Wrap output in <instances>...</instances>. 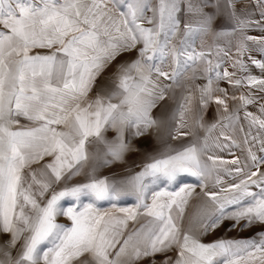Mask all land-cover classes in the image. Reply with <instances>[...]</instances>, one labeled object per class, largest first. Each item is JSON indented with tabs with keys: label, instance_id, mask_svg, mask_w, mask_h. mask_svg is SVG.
I'll use <instances>...</instances> for the list:
<instances>
[{
	"label": "snow or ice",
	"instance_id": "6c2138e0",
	"mask_svg": "<svg viewBox=\"0 0 264 264\" xmlns=\"http://www.w3.org/2000/svg\"><path fill=\"white\" fill-rule=\"evenodd\" d=\"M108 2L0 0V234H10L0 245V264H135L158 253L164 256L160 264H264V232L258 234V241L205 244L191 229L185 230L183 221L193 186L186 185L177 192L157 191L151 204L144 202L146 181L171 183L180 174H190L203 188L218 162L231 163L235 168L225 171L234 173L239 182L221 191L233 195L222 202L218 192L206 191L204 195L217 205L219 214L199 219L200 228L207 232L224 219L234 220L232 227L241 220L245 227L264 224V158L258 160L251 149L243 163L239 158L223 161L208 155L210 167L202 159L208 148L207 137L199 147L193 143L154 158L129 181L137 193V208L152 218L146 231L141 225L125 235L128 221L137 218L135 209L121 208L123 217L102 214L93 204L81 211L61 209L59 202L64 198H118L115 185L94 177L87 183L53 188L65 173L69 179L79 174L78 165L89 159L86 145L90 138L103 143L105 156L119 160L128 147L123 139L125 128H135L139 136L164 123L153 115L158 107L160 117L169 121L179 118L172 139L189 135L181 129L186 127L184 117L191 97H184L175 112L165 108L170 93L176 87L183 88V78L190 70L195 78L198 66H202V74H208L207 84L200 89L201 107L214 100L228 111L226 99L213 96V73L216 79H228L234 86L243 83L240 79L232 81L235 74L221 71L220 63L213 62L212 47H195L196 39L226 34L217 31L222 25L205 11L201 0H112L120 6L119 17L108 8ZM218 7L230 10L234 32L242 37L238 53L248 49V41L264 49V0H247L244 10L237 0H223ZM254 26L261 29L259 38L246 34ZM132 49L137 51L136 59L117 67L114 87L90 95L101 71ZM252 62L264 72V63ZM237 65L244 68L239 59L233 64ZM247 82L264 92V78L250 75ZM250 95H241L240 102L252 103ZM20 117L36 126H22ZM246 118L264 129V110L259 117L246 113ZM225 119L229 124H221L222 128L230 127L234 116ZM106 126L116 128L115 140L102 136ZM216 127L213 124L206 131L211 133ZM220 136L231 139L223 132ZM244 142L248 143L247 138ZM261 145L264 152V138ZM45 156L52 159L43 165L38 178L31 165ZM220 182L217 176L216 183ZM253 186L259 191H252ZM226 205L235 206V210L226 212ZM57 214L67 216L72 226L57 223ZM141 231L143 245H132L129 251L132 237ZM12 249H16L15 256ZM170 251L174 257L167 255Z\"/></svg>",
	"mask_w": 264,
	"mask_h": 264
},
{
	"label": "crops",
	"instance_id": "0c3cea01",
	"mask_svg": "<svg viewBox=\"0 0 264 264\" xmlns=\"http://www.w3.org/2000/svg\"><path fill=\"white\" fill-rule=\"evenodd\" d=\"M247 0H237V3L241 5V10H244ZM205 11L210 12L218 18V23L222 25L217 31H223L225 35L213 37L211 35L203 37V39H196L195 47L200 50L201 45L204 48H213V62H219L221 65L220 70L227 69L229 73H234L232 81L240 79L243 83L240 86H234L228 79H216L215 74H212L214 89L213 96H220L226 99L228 104V111L223 110V106L218 105L213 101L207 105L201 107L199 104L200 89L207 84L208 74H202V66H198L194 71L197 73L193 78V70H190L183 78V88L176 87L170 98L166 102L165 111L175 112L178 103L183 102L184 97H191L190 110L185 113L186 127L182 128V132H187L189 135H180L176 139H172L175 136V126L179 123V118L176 121H169L167 118L160 117L159 113L161 109L158 107L153 110V115L157 118L163 119L159 127L153 126L143 135H136L135 128H125L123 139L128 145L127 149L123 152L119 160L112 159L105 156V148L103 143L97 142L96 138H90V143L86 145L89 159L83 161L80 167V172L77 175L67 178L68 174L65 173L64 178L59 184H54L55 190H60L62 186L67 184L68 186H74L77 184L87 183L93 177L96 179H106L109 184L115 185L118 191V198L113 200H95L90 196H81L79 200L75 198H64L59 204L63 211L68 208H74L77 211L83 210L85 205L93 204L96 209L102 214H110L117 217H123L125 213L120 212L121 208L135 209L138 212L136 220H129L127 228L125 229V235H130L135 229H139L141 225H144V231L151 226L152 218L144 213L143 208H137V193L131 187L129 181L136 173L143 170L146 164L151 163L154 158H160L162 154H165L171 150H179L190 144L195 143L198 147L204 144L205 137L208 140V148L202 157L206 161L208 155L219 158L223 161H232L239 158L241 162H245L248 149L257 156L258 160L264 158V152L261 149V140L264 138V129H260L258 125L251 124L250 118H246V113H252L255 116H260L262 110H264V92H261L257 87H250L247 82L248 76H255L257 78H264V72L252 61L264 63V49L248 41V49L241 53L237 52V45L242 38L238 31L234 32V21L231 19L230 10L218 7L223 4V0H201ZM108 8H110L113 14L117 17L120 16V6L117 3L109 0ZM125 12L126 8L123 9ZM150 15V13H149ZM246 34L259 38L261 36V29L259 27H251L246 30ZM218 50V51H217ZM41 53H46L48 49H37ZM227 52L228 55H224ZM137 51L132 49L130 51L122 52L111 61L96 78V86L93 89L94 95L97 91H109L114 87L115 75L117 67L123 63L131 62L136 59ZM236 59H239L244 68H240L239 65L233 66ZM167 70V66H165ZM252 99V103L243 105L239 97L241 95L248 96ZM236 96L237 99L233 100L232 97ZM233 115L234 119L230 127L222 128L221 124H229V121L225 117ZM20 124L24 127H33L35 124L27 121L25 118L20 117ZM216 124L217 127L213 129L211 133L206 131L207 127ZM203 125V127H201ZM223 132L226 136L231 137L230 140H225L220 133ZM171 133V135H170ZM102 136L104 139L112 141L116 138V128L106 126L102 130ZM255 137V139H253ZM247 138L248 143H245ZM235 141V143H233ZM52 157L45 156L43 160L33 163L31 169L37 171L38 178L39 173L43 170V165L50 162ZM106 160L110 162H105ZM211 167V161H206ZM249 165L251 163L249 161ZM227 169H234L235 165L231 163L219 164L215 171L211 175L205 178V187H201L200 180L190 174H180L174 182L167 183L163 180H159L155 183H147V188L144 192L145 203L151 204L152 195L157 191L177 192L181 187L186 185L193 186L194 192L189 199V204L186 209L183 225L185 230L191 229L200 242L208 244L209 235L204 232L199 226V219L206 218L208 215L215 214L217 212V205L210 201L208 197L204 195L206 191H215L219 193V199L223 202L226 198L233 195L231 192H224L221 189H227L232 183H238L239 177L234 173L229 174L225 171ZM264 170V165H261ZM255 170V169H253ZM28 169L25 170L27 173ZM248 170L245 169V172ZM217 176L220 178V183H216ZM47 178V177H43ZM252 191H259L258 188L252 187ZM152 193V195H150ZM235 208V206L226 205L225 209ZM175 216V211L173 212ZM56 222L64 225L65 227H71V220L63 215L57 214ZM143 234L141 231L139 235L133 236L130 242L129 251L131 246L135 244L143 245ZM10 234H0V245L8 241ZM50 246V245H49ZM43 247V246H42ZM119 245L117 246V249ZM44 250H47L44 248ZM115 251V250H113ZM12 255H16V249H12ZM168 256L175 255L174 252H169ZM3 256L0 254V259ZM127 259V258H122ZM164 259L163 254H156L155 256L142 257L135 264H160V261Z\"/></svg>",
	"mask_w": 264,
	"mask_h": 264
},
{
	"label": "rangeland",
	"instance_id": "374dc122",
	"mask_svg": "<svg viewBox=\"0 0 264 264\" xmlns=\"http://www.w3.org/2000/svg\"><path fill=\"white\" fill-rule=\"evenodd\" d=\"M152 193H150L151 195ZM235 208L225 209L226 212H231ZM215 214H219L217 211ZM235 223L232 219H224L220 226L215 229H209L207 234L209 235V240L207 243H213L219 240L224 241H248V240H259V233L264 232V224L253 223L252 225L245 227V221L241 220L239 224H236L235 227L232 225ZM245 264V262H241ZM256 264H260L259 261H256Z\"/></svg>",
	"mask_w": 264,
	"mask_h": 264
},
{
	"label": "built area",
	"instance_id": "2783aa9c",
	"mask_svg": "<svg viewBox=\"0 0 264 264\" xmlns=\"http://www.w3.org/2000/svg\"><path fill=\"white\" fill-rule=\"evenodd\" d=\"M152 195V194H151Z\"/></svg>",
	"mask_w": 264,
	"mask_h": 264
}]
</instances>
